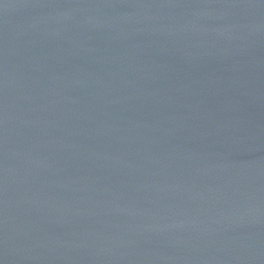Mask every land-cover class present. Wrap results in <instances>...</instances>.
Wrapping results in <instances>:
<instances>
[{
  "label": "water",
  "instance_id": "water-1",
  "mask_svg": "<svg viewBox=\"0 0 264 264\" xmlns=\"http://www.w3.org/2000/svg\"><path fill=\"white\" fill-rule=\"evenodd\" d=\"M0 264H264V0H0Z\"/></svg>",
  "mask_w": 264,
  "mask_h": 264
}]
</instances>
